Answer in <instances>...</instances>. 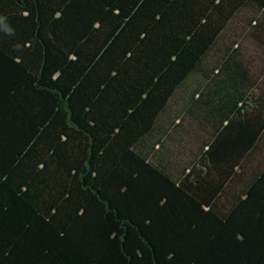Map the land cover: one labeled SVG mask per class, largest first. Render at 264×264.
Instances as JSON below:
<instances>
[{
    "label": "trees",
    "instance_id": "16d2710c",
    "mask_svg": "<svg viewBox=\"0 0 264 264\" xmlns=\"http://www.w3.org/2000/svg\"><path fill=\"white\" fill-rule=\"evenodd\" d=\"M244 44L264 0H0V264H264Z\"/></svg>",
    "mask_w": 264,
    "mask_h": 264
},
{
    "label": "rangeland",
    "instance_id": "374dc122",
    "mask_svg": "<svg viewBox=\"0 0 264 264\" xmlns=\"http://www.w3.org/2000/svg\"><path fill=\"white\" fill-rule=\"evenodd\" d=\"M240 24H242V22H240ZM245 41V40H244ZM245 43H249V41L245 42ZM246 47L245 49V58H247L246 55H250L253 60H249L248 58V68L250 71L255 72V73H259L262 71V66L264 65V48H253L252 46L249 47L248 44H244ZM247 45V46H246ZM182 100L178 98L177 102L174 103L172 101L171 105L173 110L176 108H179V105H181ZM185 124H191L193 126V121L187 116L185 115ZM171 135L175 136V133H173V130L170 131ZM197 134L194 136H188L185 135L184 136V140H185V144L183 143L181 147H183L182 149L185 151L183 153V155H191L190 151H193L196 149L197 144H199L202 140V138H199L200 135H203V131H197ZM175 161V160H174ZM176 163H174V165L177 167V163H179V161L176 159Z\"/></svg>",
    "mask_w": 264,
    "mask_h": 264
},
{
    "label": "clouds",
    "instance_id": "9594fccd",
    "mask_svg": "<svg viewBox=\"0 0 264 264\" xmlns=\"http://www.w3.org/2000/svg\"><path fill=\"white\" fill-rule=\"evenodd\" d=\"M4 18H6V17H4Z\"/></svg>",
    "mask_w": 264,
    "mask_h": 264
}]
</instances>
